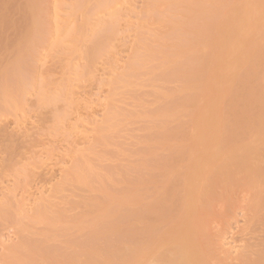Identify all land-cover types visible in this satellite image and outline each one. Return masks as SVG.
<instances>
[{
    "label": "rangeland",
    "instance_id": "374dc122",
    "mask_svg": "<svg viewBox=\"0 0 264 264\" xmlns=\"http://www.w3.org/2000/svg\"><path fill=\"white\" fill-rule=\"evenodd\" d=\"M263 104L264 0H0V264H253Z\"/></svg>",
    "mask_w": 264,
    "mask_h": 264
},
{
    "label": "bare ground",
    "instance_id": "6f19581e",
    "mask_svg": "<svg viewBox=\"0 0 264 264\" xmlns=\"http://www.w3.org/2000/svg\"><path fill=\"white\" fill-rule=\"evenodd\" d=\"M257 118L259 120V129L264 130V104H263V110L259 115H257ZM74 178L77 181H81L83 179H86L87 178L86 172L83 170V172H79L77 174V176L74 175ZM261 204L263 205V208H264V202H262ZM263 212H264V209H263ZM39 214H40V216H43L45 214V209H42ZM119 227H120L119 225H113L111 227V229L115 230V229H118ZM23 228L27 229V227H23ZM260 238H261V236H260ZM262 239L264 240V235H263V238H261V240ZM173 240H174V244H175V249L171 252V255L169 257H167L166 255H164V252L161 251V249H159L156 257L154 258V260H155L154 263L155 264H174L173 262L175 260L176 261L175 264H197V260L195 258L191 257L188 253V251H189L188 249L190 247H188V246H182L181 247L176 242L175 239H173ZM261 243L264 244V241ZM24 249L28 253H34V246L26 240L24 243ZM262 249H264L263 246H262ZM12 251L15 252V254H14V258L10 261L9 264H41V263H38L36 260H33L34 257L30 258L27 256V257L21 258V255L19 254V251H20L19 246H17V248L14 247V249ZM259 251H260V252H258L259 256L258 255L257 256L251 255L254 258L250 257L253 260V264H264V253H263L264 250L261 251V249H260ZM260 253L261 254L263 253V254L260 255ZM255 257H256V259H255ZM150 260H151V258L142 255V256L135 257L133 260V263L134 264H148V262Z\"/></svg>",
    "mask_w": 264,
    "mask_h": 264
}]
</instances>
